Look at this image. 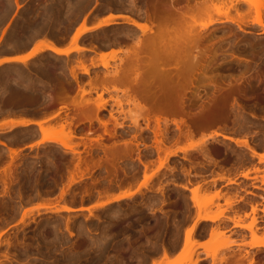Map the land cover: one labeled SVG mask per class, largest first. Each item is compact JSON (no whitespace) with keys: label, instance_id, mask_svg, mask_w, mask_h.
Wrapping results in <instances>:
<instances>
[{"label":"rangeland","instance_id":"rangeland-1","mask_svg":"<svg viewBox=\"0 0 264 264\" xmlns=\"http://www.w3.org/2000/svg\"><path fill=\"white\" fill-rule=\"evenodd\" d=\"M185 1L0 0V43L8 34V44H14L15 48L27 45L32 35L38 34L65 40L81 19L105 12L124 14L147 26V29L140 32L124 20L127 25H109L110 27L91 34L87 42L96 45L95 47L101 44L103 47L107 45L112 48L108 53L101 54L109 63L108 71L99 62H93L101 68L91 69L89 76L77 71V78L80 79L78 83L72 81L68 69L71 66H80L78 63L82 61V64L90 66L87 65L86 56L67 59L43 55L27 69L10 67L1 71L3 76L9 74L8 81L4 80L0 72L4 85L9 87L8 93L3 96L4 100L9 97L4 101L6 104L2 105H6L4 110L26 108L31 114L34 112L35 115H42L44 111L51 116L52 113L57 114L55 111L60 106L72 107L70 99L75 100V103L89 102L91 107L98 100L97 96L101 95L108 112L101 110L98 116L104 122L109 120L106 128H110L114 134L112 139H107L109 137L106 138L104 134L102 136L106 128L103 130L96 124L93 116H88L87 119H92L91 128L96 129L91 131L86 122L77 128L73 125L78 121L73 120L76 116L68 113L71 116H55V119L48 120L43 127L53 128L57 136L58 131L60 135L70 134L69 143L73 152L65 153L58 144L51 142L26 149L27 145L40 139V133L35 129L14 130L0 136V140L11 148L26 146L13 160L1 149L5 147L0 146V264H154L161 251V264H192L198 260L195 249L188 256L182 250L173 259L168 256V253L181 245L183 232L185 235L191 230L190 233L193 234L196 227L195 222L194 228L193 225L189 227L193 208L187 197L186 179L195 174L194 178L200 181L191 191V201L198 215L219 217L224 211L220 206L216 205V213L212 214L210 211L214 201L219 199V193L211 196L201 186L210 170L207 162L221 160L237 169L252 163L243 148L245 146L236 145L221 136H208L216 132L244 139L254 148H264V33L263 27L256 24V19L260 18L264 26V0H216L213 3L218 10L211 7L197 14L193 24L190 21L179 25L173 7H180ZM255 4L259 6L258 9ZM13 18L17 19L15 27L11 25ZM159 25L167 27L169 34L180 32L184 39L182 46L185 48V58L177 62L176 58L171 57L165 66L167 72L173 75L182 72L187 77L186 85L176 86L175 94L178 98L175 103H169L174 110H162L167 103L161 98V91L157 92L158 98L154 99L148 91L135 93L133 90V93L113 83L99 85L95 89L86 84L90 77L110 78L114 72L111 70H119L127 59V50H135L137 42L144 44L151 40ZM202 25L206 27L203 28ZM115 47L116 50H113ZM195 48L201 56L212 48L215 49V58L210 61V67L205 69L207 75H213L215 87L208 84L207 79H201L196 89L188 84V77L195 70L191 57ZM229 52H234L236 58L230 59ZM78 59L80 62H77ZM158 73L159 70L156 69L154 76L161 85V76ZM217 73L219 75H215ZM40 82H43L41 86L45 84L47 93L40 86L36 88ZM34 88H39V91ZM82 89L89 93L82 95ZM7 101L11 102L9 107ZM116 101H120V107L116 106ZM182 103L188 112L186 115L180 111ZM11 104L13 105L10 106ZM135 104L151 109L158 105L160 113L154 114V111L149 116H144ZM211 110L214 111V118L207 116ZM69 111L72 112V108ZM137 116L139 118L133 124L132 121ZM69 117H73L71 120L74 122ZM154 117L163 120L159 129ZM79 118L84 119L81 115ZM113 118L119 126L114 127ZM144 118H149V122ZM60 125L64 126L62 130ZM187 125L193 131L190 135ZM89 130L95 132L88 134ZM153 131L160 132L156 137L161 140L159 151ZM97 135L102 138L99 136L101 140L96 139L94 142L92 139L97 138ZM204 139L206 141L201 145ZM189 145H194L193 149L178 151L170 156L166 154L167 151ZM122 146L125 149L130 148L131 157L128 155L116 161L114 167L109 168L111 173H107L103 167L92 171L81 163L84 158L87 161L94 158L91 160L95 162V159L103 160L109 148L122 150ZM207 149L210 157L206 155L202 158V151ZM143 164L147 165L146 169ZM110 176H115L114 179L112 177L113 181ZM145 177L148 178L147 182L141 186ZM221 178L223 177L216 175L212 182ZM136 183L142 188V192L129 201L109 203L104 207L89 209L86 213L77 210L78 207L95 201H106L104 197L110 192ZM179 184H182L181 188L178 187ZM45 201L53 204L51 210H32L27 217L20 220L25 210ZM60 205L77 211H54V207ZM223 236L218 229L213 230L212 241L216 245L205 248L214 262L218 259L220 249L225 246V243L220 242Z\"/></svg>","mask_w":264,"mask_h":264},{"label":"bare ground","instance_id":"bare-ground-1","mask_svg":"<svg viewBox=\"0 0 264 264\" xmlns=\"http://www.w3.org/2000/svg\"><path fill=\"white\" fill-rule=\"evenodd\" d=\"M17 1V0H16ZM40 1V0H39ZM43 1V0H42ZM214 1H216V0H193V2L192 3H190L188 0H186L185 1V3L182 5V6H180V7H173V10H174V12L176 13V20H177V22H178V24L179 25H183V24H186V23H189L190 21H191V23L193 24L194 23V18H195V16L197 15V14H200L201 12H204V11H207L209 8H211V7H213L214 9H217L218 10V7H215L214 6ZM29 2V1H28ZM38 2V1H37ZM61 3V2H60ZM1 5V4H0ZM37 5V4H36ZM54 5V4H53ZM59 5V4H58ZM9 6V5H8ZM50 6V5H49ZM255 6H257V8L255 7ZM255 8L256 9H258L259 8V6L258 5H256L255 4ZM35 7V6H34ZM9 8H11V7H9ZM20 13V12H19ZM25 13V12H24ZM31 15V14H30ZM108 16L109 17H107L108 19H104L103 21L101 20V22L100 23H98L97 25H94V26H92V27H88L86 24H85V22H82V24L79 26V28H76V31L74 32V35L71 37V39L73 40V42H76L77 41V39L79 40V37L81 36V35H83V34H86L87 32H91V31H94V30H97V29H100V28H102V27H107V26H109V25H112V24H114V23H116V22H114V20H116V19H124L125 21H127L130 25H132L133 27H135L138 31H140V32H143L145 29H147V26L145 25V24H143V23H141V22H139L138 20H136V19H134V18H130L129 16H127V15H122V14H108ZM96 17V16H95ZM37 18H39V17H37ZM41 18V17H40ZM26 19H27V17H26ZM43 19V18H42ZM16 20V19H15ZM46 20V19H45ZM44 20V21H45ZM86 20V19H85ZM26 22V21H25ZM24 22V23H25ZM17 23V22H16ZM23 23V24H24ZM27 23V22H26ZM31 23V22H30ZM34 23V22H33ZM32 23V24H33ZM46 23V22H45ZM44 23V24H45ZM22 24V25H23ZM28 24V23H27ZM26 24V25H27ZM256 24L257 25H259V26H262L263 27V29H262V31H263V33H264V26H263V23H262V21H261V19L260 18H257L256 19ZM25 25V26H26ZM21 26V25H20ZM32 26H34V25H32ZM14 27H15V25H14ZM19 27V26H18ZM22 27V26H21ZM20 27V28H21ZM43 27H44V25H43ZM201 27H203V28H205L206 27V25H202ZM23 28V27H22ZM25 28V27H24ZM30 28V27H29ZM45 28V27H44ZM75 28V27H74ZM103 28V29H104ZM149 28V27H148ZM14 29V28H13ZM12 29V30H13ZM20 30V29H19ZM38 30V29H37ZM102 30V29H101ZM23 31V30H22ZM27 31V30H26ZM32 31H36V30H32ZM99 31V30H98ZM52 32V31H51ZM19 33V32H18ZM23 33V32H22ZM15 35V34H14ZM39 35V34H38ZM42 35V34H41ZM7 36V35H6ZM32 36H34V35H32ZM43 36V35H42ZM53 36H55V35H53ZM27 37V36H26ZM50 37V36H49ZM69 37V36H68ZM16 38H17V36H16ZM21 38V37H20ZM24 38V37H23ZM38 38V37H37ZM109 38V37H108ZM112 38V37H111ZM183 38V36L182 35H180V32H174L173 34H169L168 33V31H167V27H161L160 25L159 26H157V29H156V32H155V34L153 35V37L151 38V40H149V41H147L146 43H144V44H142V43H140V42H137L136 43V45H135V50L133 49V50H127L128 52H127V59H125L124 60V62H123V65H122V67L118 70L116 67V69L117 70H111V71H114L109 77L110 78H102V79H99V78H97L96 76L94 77V78H92V77H90V80L88 81V82H86V84L88 83V85H89V87H91V88H97L99 85H103V84H106V83H113V84H115V85H120V86H123L124 88H125V90L126 91H128V89H129V91H132L133 93H134V91H135V93H137L138 91H148L150 94H152L153 95V97H154V99H156V98H158V95H157V92H159V91H161V98L163 99V101L165 102V103H167V104H165V105H163V107H162V110L163 111H168L169 109H171V110H174V108L169 104V103H175V100L178 98L177 97V95L175 94V92H176V86L178 85V86H183V85H186V82H185V80H186V76L182 73V72H179V73H177V74H172V73H170V72H167V70H165V66H166V64L168 63V61H169V59L171 58V57H174V58H176L177 59V62H179V60H183L184 58H185V56H186V52H185V48H184V46H182V41L184 40V39H182ZM3 39H5V38H3ZM7 39V38H6ZM25 39V38H24ZM23 39V40H24ZM45 39V38H44ZM47 39V38H46ZM58 39V38H57ZM90 39V38H89ZM115 39V38H114ZM10 40V39H9ZM19 40V39H18ZM21 40V39H20ZM34 40V39H33ZM56 40V39H55ZM116 40V39H115ZM3 41V40H2ZM48 41V40H47ZM111 41V40H110ZM171 41H173V44L171 43ZM7 42V44H8V41H6ZM45 42V41H44ZM49 42V41H48ZM31 43V42H30ZM52 43V42H51ZM50 42L48 43V44H50V45H46V46H44V44H41V45H43L44 46V48H43V46L42 47H39V48H36V49H34V51H33V53H32V55H37V54H39L40 55V52H42L44 49H48V50H50L52 53H54L55 55H60V56H65L67 59L68 58H70L69 57V55H70V53L71 52H83L84 50H88V49H84L85 47H80V46H77V45H73V49L71 48V49H65V50H59V48H57V47H54L53 45L54 44H51ZM111 43V42H110ZM112 43H114V42H112ZM23 44V43H22ZM91 44V43H90ZM107 44H108V42H107ZM14 45V44H13ZM18 45V44H17ZM16 45V46H17ZM39 45V44H38ZM37 45V46H38ZM92 45V44H91ZM36 46V47H37ZM96 46V45H95ZM107 45H105V47H106ZM112 46V45H111ZM8 47V46H7ZM13 47H15V46H13ZM99 47H103V45H101L100 44V46ZM98 47V48H99ZM42 48V49H41ZM89 48V47H88ZM94 48V47H93ZM90 49V48H89ZM94 49H96V48H94ZM104 49V48H103ZM212 49H214V48H212ZM210 50V51H207L205 54H203L202 56L198 53V49L197 48H195V49H193L194 50V52H193V54L191 55V57H192V65L194 66V68H195V70L191 73V75L188 77V84L190 85V87H192L193 89H196L198 86H197V83L198 82H200L201 81V79H207L208 81H209V83L208 84H210L212 87H215V83H214V81L212 80L213 79V75H207V73H206V70L205 69H208L210 66V61L212 62L213 60L212 59H214L215 58V49L214 50ZM93 51V50H92ZM85 53V52H84ZM116 53V52H115ZM115 53H114V55H115ZM229 53H231V54H229L230 56H231V58L230 59H232V58H236V56L237 55H235L234 56V52H233V54H232V52H229ZM228 54V53H227ZM101 55V54H100ZM31 56V55H30ZM78 56V55H77ZM229 56V57H230ZM40 57V56H39ZM45 57V56H44ZM52 57V56H51ZM82 57V56H81ZM100 58L98 59V62H99V65L100 66H102L103 67V69H107L108 68V61L107 60H105V58H103V56L101 55V56H99ZM239 58L241 57V55H239L238 56ZM74 58V57H73ZM72 58V59H73ZM83 58V57H82ZM86 57H84V59H85ZM239 58H237V59H239ZM242 58V57H241ZM71 59V58H70ZM81 59V58H80ZM91 59V58H90ZM120 59V58H119ZM8 60V59H7ZM54 60V59H53ZM81 60H83V59H81ZM5 61V60H4ZM9 61H12V60H9ZM41 61V60H40ZM68 61V60H67ZM72 61V60H71ZM73 61H74V59H73ZM80 62V60L78 59L77 60V62ZM21 62V61H20ZM75 62H76V59H75ZM83 62V61H82ZM82 62H80V63H78V64H80V66L79 65H76V67H78V68H76L75 66H71L70 67V65L72 64V62H71V64L69 65V71H70V77L72 78V81H74V83H78V81L80 80H78V78H77V76H78V72L80 73V74H82V75H84V76H89V73H90V71H91V69L92 68H94V67H96L97 65L95 64V63H93V62H91L89 65L90 66H86V65H84V63L82 64ZM43 65V64H42ZM45 65V64H44ZM65 65V64H64ZM29 66V65H28ZM68 66V65H67ZM25 67V66H24ZM36 67V66H35ZM66 67V66H65ZM34 68V67H33ZM27 69V68H26ZM30 69V68H29ZM48 69V68H47ZM156 69H158L159 70V73L158 74H160V76H161V85H160V82H157L156 81V79H155V76H154V73H155V70ZM46 70V69H45ZM4 71V70H3ZM68 71V72H69ZM78 71V72H77ZM106 71H108V69L106 70ZM14 72V71H13ZM17 72V71H16ZM35 72V71H34ZM37 72V71H36ZM47 72V71H46ZM8 73V72H7ZM50 73V72H49ZM108 73V72H107ZM111 73V72H110ZM219 73V72H218ZM215 74V75H219V74ZM4 74V73H3ZM3 74H2V72H1V75L3 76ZM11 74V73H10ZM31 74V73H30ZM35 74V73H34ZM105 74H106V72H105ZM8 76H9V74H7ZM13 75V74H12ZM47 75L50 77V75L47 73ZM46 75V76H47ZM5 76H6V74H5ZM3 76L4 77V80L6 81L7 80V78H8V76ZM11 76V75H10ZM33 76H35V75H33ZM39 76V75H38ZM106 76V75H105ZM104 76V77H105ZM3 77H1L0 76V106L2 107V105H4L3 103H5L6 104V102H4L5 100H6V98H9V97H5V100L3 99V96H5L8 92H7V90H8V88L9 87H7V85H4V83H3ZM20 77V76H19ZM37 77V76H36ZM6 78V79H5ZM39 78H40V76H39ZM89 78V77H88ZM20 79V78H19ZM21 79H23V78H21ZM38 79V78H37ZM50 79H51V77H50ZM54 79V78H53ZM29 80V79H28ZM28 80H27V82H28ZM180 80H181V82H180ZM4 81V82H5ZM8 81V80H7ZM50 82H51V80H49ZM43 83V82H42ZM41 82L40 83H38L37 84V86H36V88L37 87H39V88H41V90H43V91H47V89L45 88V84H43L42 86H41V84H42ZM49 82H47V84H48ZM52 83V82H51ZM235 83H238V81H235ZM27 84V83H26ZM32 85V84H31ZM31 85H29V87L31 86ZM33 85H34V81H33ZM236 85H238V84H236ZM80 86V85H79ZM104 86V85H103ZM32 88V87H31ZM36 88H34V89H36ZM38 88V89H39ZM140 88V89H139ZM23 89V88H22ZM38 89H36V90H38ZM44 89H46V90H44ZM50 89V88H49ZM24 90V89H23ZM28 90H29V88H28ZM85 89H82L81 90V92H82V95L83 94H87V93H89L88 91L86 92V91H84ZM134 90V91H133ZM9 91H10V89H9ZM30 91V90H29ZM33 91V90H32ZM39 91V90H38ZM43 91H41V93L43 92ZM90 91V90H89ZM36 92V91H35ZM34 92V93H35ZM44 92V93H45ZM47 93V92H46ZM45 93V94H46ZM36 94V93H35ZM43 94V93H42ZM49 94V93H48ZM37 95H39V94H37ZM44 95V94H43ZM42 95V96H43ZM98 97V102L96 101L95 103H94V106H93V104H92V106H93V108H92V106L90 107V105H89V102H85L84 104L82 103V102H78V103H80V104H78L77 102V104L75 103V100L74 101H72V99H70L69 101H70V104H71V106L72 107H68V106H60V108L57 110V112H59V111H61V110H70L71 108H72V112L70 111L69 113H72L71 115H74V116H76L73 120L74 121H76V120H78V121H76L75 123H73L74 121L73 120H71L73 117H71V119H70V117H69V120L70 121H73V122H71V123H73V125L75 124V126H77V128H78V126L79 125H84L85 124V122L89 125L88 127H90V130L92 129L91 127H92V124H93V122H92V119H87V118H89V117H91V116H93V120H95L96 121V124H98L99 126H101L102 128H103V130H104V128H106V126H109V124L107 125V122L109 121V120H105L106 122H104V121H102L103 119H100V117L98 116V112L99 111H101V110H106L105 109V107H104V105H105V103L102 101V99H101V95H98L97 96ZM2 99V100H1ZM8 100V99H7ZM30 100V99H29ZM46 100V99H45ZM12 101V100H11ZM69 101H68V105H69ZM32 102H33V100H32ZM44 102V101H43ZM7 103H8V107H9V104L11 103H9L8 101H7ZM34 103V102H33ZM46 103V102H45ZM116 103V106L117 107H120V101H116L115 102ZM23 104V103H22ZM30 104H32V103H30ZM89 106H88V105ZM13 104H11L10 106H12ZM25 105H26V103H25ZM36 105V104H35ZM84 105H86V106H84ZM70 106V105H69ZM157 107H155V109H151V108H148V107H145V106H143V105H140V104H135V107L136 108H138L139 109V111L141 112V113H143V115L144 116H149L150 114H152L154 111V114L155 113H160V107L158 106V105H156ZM4 107V106H3ZM0 108V110L1 109H5V107H6V105H5V107L4 108ZM21 107V106H20ZM13 108H14V106H13ZM92 108V109H91ZM108 110V109H107ZM106 110V111H107ZM176 110H177V108H176ZM16 111H25V112H27V113H30L29 112V109H26V108H22V109H20L19 108V110H15V108L14 109H12V108H9V109H6V110H4V111H0V113H5V112H16ZM75 111V112H74ZM180 111L184 114V115H186L188 112H187V110H185V108H184V104L182 103V106H181V109H180ZM56 112V113H57ZM108 112V111H107ZM24 113V112H23ZM37 113H39V112H37ZM49 113V112H48ZM47 113V115H46V112H42V115L43 116H45L46 115V117L49 119V118H51V116H52V118L53 117H55V116H58V114H53L52 113V115L51 116H49V114ZM75 113V114H74ZM32 114H34V112H32ZM214 114V111L213 110H211L210 112H209V114H207V116H212ZM21 115V114H20ZM69 115V114H68ZM67 115V116H68ZM71 115H69V116H71ZM77 115H79V117H80V115H81V118H84V119H82V120H79L80 118L77 116ZM108 115H109V117L111 116L110 115V113H108ZM31 116V115H30ZM42 116V117H43ZM89 116V117H88ZM215 116V115H214ZM214 116H212V118H214ZM39 117V116H38ZM41 117V118H42ZM45 117V118H46ZM112 117V116H111ZM35 118H36V116H35ZM40 118V119H41ZM63 118V117H62ZM138 118H139V116H137L136 118H134L133 119V124H136V122H137V120H138ZM39 119V120H40ZM47 119V120H48ZM33 120V119H22L21 121H20V119L19 120H17L16 122H10V124L11 123H13V125L15 126H23V127H26V126H29V125H36L39 129V133H40V139L37 141L36 140V142L35 143H33V144H31V145H27L29 148H33V147H36L37 145H39V144H44V143H48V142H51V143H55V144H58L62 149H63V151L66 153V152H73L74 150L72 149V146L70 145V143H69V141H70V138L71 137H69V136H71L70 134H68V136L67 135H60V131H58V136L54 133V132H56L53 128H47V127H43L42 125V121L40 120ZM42 120H44V119H42ZM65 120H67V119H65ZM144 120L148 123L149 122V118H144ZM50 121V120H49ZM69 121V122H70ZM113 121H114V127L116 126H119L120 124L119 123H117L116 122V120L113 118ZM163 121V120H162ZM162 121L160 120V118H158V117H154V122H155V124H156V126H157V129H159V126H160V123H162ZM218 121H220V120H218ZM45 122V121H44ZM69 122H68V124H69ZM67 123V122H66ZM110 123V122H109ZM6 124H9V123H6ZM12 125V124H11ZM67 125V124H66ZM9 126V125H8ZM72 126V125H71ZM10 127H12V126H10ZM94 127V126H93ZM96 127V126H95ZM34 128V127H33ZM64 128V126L63 125H60V130H62ZM74 128V127H73ZM99 128V127H98ZM101 128V129H102ZM112 128V130H113V127H111ZM187 128H188V131H189V135L190 134H192V128L190 127V126H188L187 125ZM191 128V129H190ZM15 129V128H14ZM93 129H96V128H93ZM92 129V130H93ZM110 129V128H109ZM109 129H105V131L102 133V136H103V134L105 135V137L107 138V137H109V138H107V139H112L114 136V134H112V132L113 131H110ZM88 131V134L90 133V134H92L93 132H95V131H93V132H91V131ZM109 130V131H108ZM111 132V133H110ZM153 134H154V136H155V143H156V145H157V150L159 151L160 150V148H159V144L161 143V140H158V139H156V137H157V135H159L160 134V132H155V131H153ZM98 136V137H97ZM96 137L97 138H94V139H92V140H94V142H95V140L96 139H100V135H97ZM100 136V137H99ZM113 136V137H112ZM214 136H221V138L222 139H225V140H227V141H230V142H232V143H234V144H236V145H243V146H245L246 148H247V150H249L250 152H251V154H253V155H257V152H256V150H255V148L253 147V146H251L246 140H244V139H237V138H233V137H229V136H225V135H220L219 133H216V132H212L208 137L209 138H213ZM79 138V137H78ZM81 138H82V136H81ZM102 138V137H101ZM91 140V139H90ZM101 140V139H100ZM99 140V141H100ZM205 139L203 140V142L201 143V145L203 144V143H205ZM97 142V141H96ZM114 142V141H113ZM13 143V142H12ZM115 143V142H114ZM117 143V142H116ZM97 144H100V142L99 143H97ZM119 144V143H118ZM118 144H116V146L118 145ZM113 145V144H112ZM0 146H2V147H5V149L7 150V154H8V157H10L12 160H13V158L15 157V159H16V156L17 155H19V153H21V151L23 150V148H21V147H16V148H11V147H9V146H7L6 145V143L5 142H3V141H1L0 140ZM114 146V145H113ZM120 146V145H119ZM118 146V147H119ZM111 147V146H110ZM121 147V146H120ZM126 147H128V146H126ZM193 147H194V145H189V146H187V147H182V148H177L176 150H170V151H167V156L169 155H174V154H176V152H181V151H186L187 149H193ZM108 148V147H107ZM115 148V147H114ZM114 148H112V149H108L107 150V153L108 154H106L105 153V158H103V160H102V158L101 159H99V161L97 160V159H95L96 160V162L93 160H91V159H94V158H91L90 159V161H87V159H82V160H80V162L82 163V164H84L85 166H87V168L89 167V168H91V170L92 171H94V169H96V168H105V170L107 171V173H111V171H110V169L109 168H113L114 167V165L116 164V161H118L119 159L121 160L122 158H124V157H128V155H130L131 153L129 152V151H131L130 150V148L129 149H125V146L123 147L122 146V150L120 149V148H118V150H117V148H115V150H114ZM104 149H106V148H104ZM120 149V150H119ZM5 150V151H6ZM111 150V151H110ZM109 151V152H108ZM207 151H209V149H207L206 151L204 150V151H202L203 153H201V155L203 156H201L202 158H204V157H206V155L208 154V152ZM130 153V154H129ZM210 153V152H209ZM208 156V155H207ZM103 157V156H102ZM130 157H131V155H130ZM208 157H210V155L208 156ZM207 157V158H208ZM263 158H264V156H262ZM206 158V159H207ZM10 159V160H11ZM18 159V158H17ZM89 160V159H88ZM119 160V161H120ZM211 161V160H210ZM79 162V161H78ZM80 163V164H81ZM141 163V162H140ZM79 164V163H78ZM146 166L147 165H144L143 164V167L146 169ZM115 172H116V170H115ZM113 175H115V174H113ZM245 176V175H244ZM111 177V180H112V177L113 176H110ZM115 177V176H114ZM114 177H113V179H114ZM145 180L143 181V183H142V185L141 186H144L145 184H146V182H147V179L148 178H144ZM110 180V181H111ZM109 181V182H110ZM113 181V180H112ZM115 181V180H114ZM116 181H118V180H116ZM113 183V182H112ZM116 183V182H115ZM114 183V184H115ZM116 184H118V183H116ZM7 188V187H6ZM139 190V189H138ZM84 190H82V192H83ZM63 191H61V193H62ZM139 192V191H138ZM98 193V192H97ZM192 193H195L194 191L192 192ZM85 194V193H84ZM134 193L133 192H125V193H121L120 194V196H117V197H114V198H111L110 197V199H106V201H103V202H97L95 205H94V207L95 208H100V207H104V206H106L107 204H109V203H112V201H117V200H119V199H122V198H124L125 200H126V198L128 199V198H130V197H132V195H133ZM19 196H20V194H18ZM61 195H63V193L61 194ZM80 195H83V193H81ZM193 196H194V194H193ZM193 198V197H192ZM128 201V200H127ZM51 207H53V204L52 205H50V204H45V203H42V204H37V205H35V207L34 208H30V209H27V210H25L23 213H22V217H21V221H22V219H24L25 217H27L31 212H32V210H38V209H50L51 210ZM93 207V206H92ZM79 208V209H78ZM77 208V210L78 211H82V210H86V211H89V207L87 208V207H78ZM54 211H56V212H60V211H64V212H75V211H77L76 209H73V208H71V207H68V206H59V207H54ZM255 212V211H254ZM217 217L218 216H210V215H198L197 216V220L195 221V224L198 222V221H203V220H209V221H214L215 219H217ZM235 224H237V222H235ZM251 227V226H250ZM193 228H194V225H193ZM192 228V229H193ZM248 229H251V228H249L248 227ZM191 232V230H189V231H187V233L184 235V239H183V247H182V252H185V256H188V254L189 255H191L192 253H194V249H195V247H196V241L193 239V234H191L190 233ZM194 233V232H193ZM195 235V234H194ZM252 245H256V246H260V247H264V241H258V242H255V243H253ZM180 250V251H181ZM99 258V257H98ZM234 259H231V258H229V260H231L232 262H228L227 264H233L236 260H238L237 258V256H236V258H235V256L233 257ZM101 259V258H100ZM224 259H226V258H224ZM228 259V258H227ZM236 259V260H235ZM234 260V261H233ZM96 261H97V259H96ZM198 261H199V258H198V260L197 261H195L194 263H192V264H198ZM226 262V261H225ZM236 263V262H235ZM154 264H161V263H157V262H155ZM225 264V263H224ZM238 264V263H237Z\"/></svg>","mask_w":264,"mask_h":264},{"label":"crops","instance_id":"crops-1","mask_svg":"<svg viewBox=\"0 0 264 264\" xmlns=\"http://www.w3.org/2000/svg\"><path fill=\"white\" fill-rule=\"evenodd\" d=\"M26 1H30V0H26ZM13 2H16V0H13ZM111 13L113 14L114 12H105L100 15H96V17L95 15L89 16L86 20L81 19V21H79V23L71 31L69 37H67V39L65 40H59V39L55 40L54 38L49 37L45 34H42L43 36L39 34L33 36L31 40H29V43L27 45L19 48H15L13 47V45L6 44V41H8V36H6L5 39H3V41H1L0 43V72L10 67L27 68L31 66V64L35 60H37L39 56L41 57L43 55H48L55 58H66L65 56L55 55L48 49H44L42 52H40V55L39 54L32 55L34 49L42 47L43 45L41 44H44V46L50 45L48 44L49 42L50 43L52 42L51 44H54L53 46L59 48V50L71 49L73 45L85 47L84 49H88V50H84L83 52L81 51L80 53L71 52L69 57L86 56L87 65H89L91 62L98 63L100 54L108 53L110 50H112V48L107 46L106 47L104 46L102 48L95 47L91 45L89 42H87V39L90 37L91 34L97 32L98 30L103 29L104 27L81 35L79 37V40L77 39L76 42H73L71 37L74 35L76 28H79L82 22H85V24L88 27L89 26L92 27L100 23L101 20L103 21L105 18L108 19L107 18L109 17L108 14L110 15ZM15 19L16 18H13V21L11 23L12 27L15 25V22L17 20ZM114 22L116 23L110 26H114L118 24L127 25L124 19L122 20L116 19L114 20ZM93 47L96 49H94ZM113 50H116V47ZM96 68L99 69L101 67L97 66L92 69L94 70ZM55 112H57V110ZM69 112H70L69 110H61L57 112L58 114L57 117H64ZM46 115L45 116L41 114L35 115V114L27 113L25 111L22 112L16 111L12 113L5 112L3 114L0 113V136L6 135L14 130L35 129L36 131H39L38 130L39 128L36 125L21 127L19 125L14 126L13 123H11L12 124L11 125L10 122L11 121L16 122L19 119L21 121L22 119H26V118L39 120L43 116L40 120L42 121L43 124L42 126H44L48 120L55 119L52 117L48 119L47 118L48 116L46 117ZM25 147L26 146L22 147L23 150L25 149ZM243 148L245 149L249 159L252 161L250 166L237 169L234 165H231L229 163H223L221 162V160H213L207 162V164H209L210 166V170L205 175L206 180L203 181L204 183H201V186L211 196H213L216 193H219V199H216L214 201V206L211 207L210 210L211 213L212 214L216 213L217 211L216 205L220 206V208L224 211L222 215H220L218 219H215L214 221L200 220L196 223V227L193 233V239L197 242L195 253L199 256L198 264H224V263L227 264L228 262H232L231 260H229V258L234 259L233 258L234 256L235 258L237 256L238 260L235 259L236 263L234 262L233 264H237V263L264 264V247L252 245L253 243L258 241H264V158L262 157L264 156V148L263 147L255 148L257 152L256 156L251 154V152L247 150L245 147ZM1 149L4 151L6 150L5 148H1ZM26 149H29L28 146ZM5 152H7V150ZM216 175H220L223 178L217 179L215 180V182H212V180L216 177ZM194 177L195 174H192L188 180L186 179V183H188V186L186 188L187 197L191 202V206L193 208L189 227L193 225L198 215V212L196 208L193 206L191 201V191L196 185L200 184L199 183L200 181H198ZM181 186L182 184L178 185L179 188H181ZM125 192L127 193L133 192L134 194L132 195V197L128 199L126 198V200L122 198L117 201H112V203L110 204H118V203L126 202L127 200L129 201L134 197L138 196V194L142 192V188L138 187V183L132 186L128 185L123 188H118L115 189L113 192H110L106 197H104V200L110 199L111 196H112L111 198L120 196L121 193L123 194ZM44 203H48V202L45 201ZM93 204L95 205L96 201L91 204L85 205L84 207L87 208L89 207V209H97L92 207L94 206ZM35 205L29 208H34ZM38 210L45 211V209L42 208ZM86 212L88 211L86 210L81 211V213H86ZM235 222H237V224H235ZM248 227L251 229H248ZM216 229H218L221 233L224 234L220 242L225 243V246L222 249H220L217 255L218 259L214 262L212 257L205 251V248L209 245H213V246L216 245L212 241V231ZM183 239H184V232H183ZM182 247H183V241L181 245L178 247V249L168 253V256L171 259L177 257L180 254L181 252L180 250L182 249ZM155 262L157 263L163 262V251H161L160 255H158L155 258ZM150 264H152V262H150Z\"/></svg>","mask_w":264,"mask_h":264}]
</instances>
